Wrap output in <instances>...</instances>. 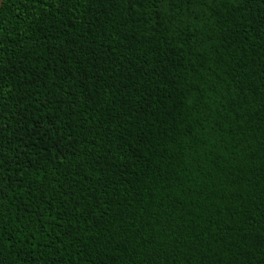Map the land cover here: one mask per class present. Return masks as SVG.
<instances>
[{
  "label": "trees",
  "instance_id": "trees-1",
  "mask_svg": "<svg viewBox=\"0 0 264 264\" xmlns=\"http://www.w3.org/2000/svg\"><path fill=\"white\" fill-rule=\"evenodd\" d=\"M0 264H264V0H4Z\"/></svg>",
  "mask_w": 264,
  "mask_h": 264
},
{
  "label": "water",
  "instance_id": "water-1",
  "mask_svg": "<svg viewBox=\"0 0 264 264\" xmlns=\"http://www.w3.org/2000/svg\"><path fill=\"white\" fill-rule=\"evenodd\" d=\"M3 2H4V0H0V10L2 8Z\"/></svg>",
  "mask_w": 264,
  "mask_h": 264
}]
</instances>
